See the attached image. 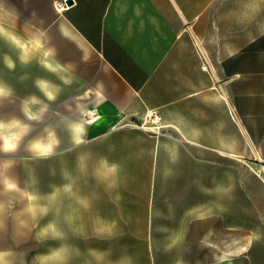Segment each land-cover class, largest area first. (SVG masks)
<instances>
[{
  "label": "crops",
  "instance_id": "1",
  "mask_svg": "<svg viewBox=\"0 0 264 264\" xmlns=\"http://www.w3.org/2000/svg\"><path fill=\"white\" fill-rule=\"evenodd\" d=\"M68 1L0 0L1 98L31 102L27 122L0 121V130L30 133L36 157L0 159V222L12 209L19 237L22 214L46 195L48 264H222L199 241L231 219L230 178L216 163L264 164V0ZM43 158L63 159L64 187L56 167L47 190L24 186ZM68 204L82 221L57 225ZM59 226L94 231L57 236ZM69 239L78 246L57 257ZM18 256L1 248L0 264H36V253Z\"/></svg>",
  "mask_w": 264,
  "mask_h": 264
},
{
  "label": "rangeland",
  "instance_id": "2",
  "mask_svg": "<svg viewBox=\"0 0 264 264\" xmlns=\"http://www.w3.org/2000/svg\"><path fill=\"white\" fill-rule=\"evenodd\" d=\"M15 54V53H13ZM4 70V69H3ZM0 95V121L6 122L8 119L17 120L19 122H27V109L31 108V102L22 99L6 100L1 98ZM9 115V116H7ZM150 119V118H149ZM150 121V120H149ZM151 122H149L150 124ZM8 127L0 130V159L10 158L31 161L32 158H36L30 154V150L27 148V139L30 138V133L23 131L7 130ZM16 143L18 147L12 152H4L3 146L7 144L6 140ZM77 160V161H76ZM242 161H232L229 163H216V173L225 174L226 183L230 178L231 182V193H230V210L231 219L230 223L226 221V227L215 229L213 234L206 239L201 238L200 245L201 251H203L206 245L215 247L217 258L223 256V251L226 252V256L233 259L235 264H264V183L259 175V172L264 170V164L254 163L249 159ZM34 161L26 173H24L23 183L25 187L38 188L40 190H47L53 186L55 173L59 177L56 181L57 187H64L63 173L66 171L63 159L57 160L56 164H49L46 158L39 162ZM78 158L75 159V164L72 165L71 170L78 171ZM154 172L157 171H175V165H156ZM54 167H56L54 169ZM74 167V168H73ZM54 169V170H53ZM218 177V176H217ZM174 182V181H173ZM164 180H157L156 187L164 188ZM223 181L217 180V187ZM4 185L0 182V188ZM174 188V187H173ZM228 197V196H227ZM3 197L0 196V201ZM6 199V197H4ZM32 209L24 211L22 216L25 224L28 227L18 229L19 237L13 235V229L9 225L12 224L10 217L14 215L11 212L12 209L4 213V220L0 222V250L4 248V251L15 254V257L19 254L25 257L26 254L36 253L33 257L36 264H48V252L53 250V245L49 244L51 238L52 229L49 227L53 216L51 209V203L49 197L46 195H40L33 197ZM220 201V202H219ZM223 204V196L217 195V204ZM10 204V203H9ZM227 204V199H226ZM67 205V211H64V206L57 207L55 211V219L57 225L63 223L64 217L67 218L68 223L71 225H78L82 220V215L77 210H70ZM5 208V206H3ZM11 208V206H9ZM217 211V215H219ZM221 216L223 214L221 213ZM219 217V216H218ZM223 221V217H222ZM229 226V227H228ZM82 235L86 232L90 233L94 229L83 228V227H68L63 228L61 226L56 228L57 236L64 235ZM163 228L156 227L154 231L157 235H160V231ZM165 230V229H164ZM175 236H170L169 239ZM69 251L72 247L78 246L72 239L68 240V243L64 245L62 242L56 244V255L62 253L64 248ZM211 249V248H210ZM15 260L8 259L7 264H14Z\"/></svg>",
  "mask_w": 264,
  "mask_h": 264
},
{
  "label": "built area",
  "instance_id": "3",
  "mask_svg": "<svg viewBox=\"0 0 264 264\" xmlns=\"http://www.w3.org/2000/svg\"><path fill=\"white\" fill-rule=\"evenodd\" d=\"M67 8L66 4L65 3H60L59 4V9L62 11V10H65ZM204 69H207V66L204 67ZM90 115L94 117V119H97L98 118V113H97V110L96 109H93L91 112H90ZM150 118V122L153 126V130L152 132L156 133V134H159L162 127H161V118H160V114L158 111H154L150 114L149 116Z\"/></svg>",
  "mask_w": 264,
  "mask_h": 264
},
{
  "label": "clouds",
  "instance_id": "4",
  "mask_svg": "<svg viewBox=\"0 0 264 264\" xmlns=\"http://www.w3.org/2000/svg\"><path fill=\"white\" fill-rule=\"evenodd\" d=\"M3 94H4V90H3V89H0V95H3ZM77 142L80 143L81 141H77ZM55 143H56V141L53 140V141H52V144H55ZM17 147H18V145H17L16 143L9 142V143H7V144H5V145L3 146L2 150H3L4 152H12V151H14ZM35 147L39 149V148L42 147V145L37 144ZM44 150H47V152H48V151H51V144H50L47 148H45Z\"/></svg>",
  "mask_w": 264,
  "mask_h": 264
},
{
  "label": "bare ground",
  "instance_id": "5",
  "mask_svg": "<svg viewBox=\"0 0 264 264\" xmlns=\"http://www.w3.org/2000/svg\"><path fill=\"white\" fill-rule=\"evenodd\" d=\"M259 175H260V177H261V179H262V181L264 183V170L259 172ZM220 259H221V263L222 264H235L233 259H231L228 256H222V257H220Z\"/></svg>",
  "mask_w": 264,
  "mask_h": 264
},
{
  "label": "water",
  "instance_id": "6",
  "mask_svg": "<svg viewBox=\"0 0 264 264\" xmlns=\"http://www.w3.org/2000/svg\"><path fill=\"white\" fill-rule=\"evenodd\" d=\"M72 2H73L72 0H69V1H68V4H71Z\"/></svg>",
  "mask_w": 264,
  "mask_h": 264
},
{
  "label": "snow or ice",
  "instance_id": "7",
  "mask_svg": "<svg viewBox=\"0 0 264 264\" xmlns=\"http://www.w3.org/2000/svg\"><path fill=\"white\" fill-rule=\"evenodd\" d=\"M44 152H45V154H46L47 150H44Z\"/></svg>",
  "mask_w": 264,
  "mask_h": 264
}]
</instances>
